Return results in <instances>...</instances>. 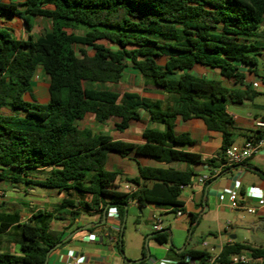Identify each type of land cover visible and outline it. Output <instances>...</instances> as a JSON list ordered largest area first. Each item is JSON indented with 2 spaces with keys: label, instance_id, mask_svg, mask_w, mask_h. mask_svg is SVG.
I'll return each mask as SVG.
<instances>
[{
  "label": "trees",
  "instance_id": "1",
  "mask_svg": "<svg viewBox=\"0 0 264 264\" xmlns=\"http://www.w3.org/2000/svg\"><path fill=\"white\" fill-rule=\"evenodd\" d=\"M17 16L29 30L35 17L48 19L51 30L16 39L3 18ZM262 51L264 0H0V181L64 193L54 213L73 219L82 211L102 215L107 210L108 215L111 208L124 217L131 201L139 207L181 209V186L191 184L192 166L199 158L174 148L191 141L175 133L177 119H201L210 131L222 133L224 154L233 145L235 130L228 106L252 99L248 91L226 88L193 74V69H218L224 78L242 82L238 65L256 66ZM39 69L50 81L46 104L32 95ZM128 71L142 77L144 92L162 93L166 100L101 88L116 87ZM27 94L31 101L25 100ZM140 111L165 127L145 130L142 145L115 141L79 125L91 114L100 124L117 119L115 129L123 132L140 119ZM111 153L181 162L187 169L139 166V176L128 180L139 190L128 195L115 186L119 172L105 169ZM38 168L50 170L37 178L33 172ZM54 217L38 212L29 223L17 225L24 243L18 254L0 253V264H45L61 239L49 229ZM196 221L193 216L191 224ZM155 237L161 244L169 238L166 231ZM122 243L119 234L120 248ZM244 250L264 256L262 245L235 244L224 247L221 262L228 264L231 255ZM188 255L202 264L210 258L207 252Z\"/></svg>",
  "mask_w": 264,
  "mask_h": 264
},
{
  "label": "crops",
  "instance_id": "2",
  "mask_svg": "<svg viewBox=\"0 0 264 264\" xmlns=\"http://www.w3.org/2000/svg\"><path fill=\"white\" fill-rule=\"evenodd\" d=\"M24 1L13 0L16 3ZM40 19L48 21V29L45 32L50 31L51 22L41 17L33 19L31 30L28 29L25 20L19 16L4 17L3 26L11 30L16 39L26 40L30 36L37 38L45 34V32H36ZM258 57L264 60V51ZM165 61L163 59L161 64L164 65ZM238 68L243 75L242 82L228 80L220 74L218 69L201 65H197L192 71L199 77L218 81L226 88L248 91L251 94V100L228 106V112L234 118L235 130L231 136L233 145H242L248 140L257 139L259 133L255 128V122L264 114V75L259 74L258 61L254 67L238 65ZM130 79L132 86L135 82V89L126 90L120 94L132 92L152 101L166 100L167 97L162 93L144 92L143 79L134 71L125 73L121 83L127 84L131 81ZM42 84L46 92H44V97L47 99L44 103L38 99L39 86ZM49 84V77L42 69H39L32 82V95L38 103H48ZM255 84L258 86L255 87ZM101 88L117 91V87L110 85H104ZM25 100L31 101L32 98L27 94ZM231 105H235V110L230 108ZM1 112L9 113L6 109ZM117 122V119H111L100 124L95 120L94 115L89 114L79 125L82 129L87 128L95 133L108 135L115 141L135 145L145 143L143 139L145 130H165L164 125L152 122L145 111H140V119L131 122L129 128L123 132L115 129ZM175 133L188 135L191 141L185 145H176L174 148L199 158V163L192 166L194 177L191 184L181 186L179 197L183 204L181 209L158 208L153 204L139 207L131 201L124 210V217L114 218L107 215L103 224L104 214L82 211L77 219H73L67 214H55V210L66 197L64 193L43 187L0 181V253L18 254L20 252L24 240L16 226L29 223L32 216L38 212L55 215L50 222L49 229L54 236L61 238L54 247L56 249L53 248L48 264H202L199 260L189 257L190 251L207 252L210 258L206 264H225L221 262V252L226 246L248 244L253 248H258L259 245L264 248V240L257 239L259 232L264 234V207L260 208L255 215H251L256 219L246 221L245 214L248 213L245 210L233 211L230 208L228 195L224 193L226 189L234 188L237 185L239 202L246 206H257V201L247 198L246 194L253 188L264 192V178L260 176V173L264 174V150L241 165L220 170V158L223 154L222 133L210 131L203 120L196 118L189 120L178 118L175 123ZM139 166L170 168L180 172L187 169L186 164L181 162L165 164L147 157L133 154L121 157L114 153L109 154L105 169L109 172H119L115 182V186L118 188L124 183H131L128 180L139 176ZM49 170L38 168L34 170L33 176L44 178ZM214 170H220L216 177L206 184L199 182L201 176L210 175ZM222 194H224V199L220 200ZM178 212L182 213L181 217L177 216ZM153 214H157L162 220V231H166L169 236L167 243L161 244L156 240V232L153 230L151 221ZM193 216L197 218V221L192 225L191 218ZM124 220L125 225L129 220L138 223L136 227L132 228L126 240H124L125 225L122 231ZM204 223V232H207L210 238L203 237L200 242L196 243L193 240V235L197 228ZM237 223L251 224L253 228L240 226ZM88 226L90 227L87 228ZM73 233H75L74 236L68 239ZM119 234L122 235L123 241L121 248ZM72 253H76L75 259L71 257ZM241 253L253 256V253L248 250ZM139 261L141 262L137 263Z\"/></svg>",
  "mask_w": 264,
  "mask_h": 264
},
{
  "label": "built area",
  "instance_id": "3",
  "mask_svg": "<svg viewBox=\"0 0 264 264\" xmlns=\"http://www.w3.org/2000/svg\"><path fill=\"white\" fill-rule=\"evenodd\" d=\"M257 86L258 84H255V87ZM255 128L259 132V136L257 139L248 140L242 145H231L224 151L223 157L221 159L220 170L223 168L241 165L254 155L264 150V114L258 120H256ZM220 170H214L210 175L205 174L201 176L199 178V182L202 184H206L207 182L212 180V178L216 177L219 174ZM117 189L121 193L133 195L139 190V187L133 183H124ZM224 193L228 195L230 208L233 211L245 210L248 214L255 215L260 208L264 207V192L260 189L253 188L251 192L246 194L247 198L252 200L255 199L257 201V206H246L239 202V189L237 185H235L234 188L226 189ZM223 199L224 194L220 196V200ZM108 215L114 218H118L119 216L115 208L109 209ZM177 216L181 217L182 213L178 212ZM151 221L153 230L155 232H161L163 230L162 220L160 216H158L157 214H153L151 217ZM71 257L75 259L76 253H72ZM228 264H264V256L255 257L252 255H247L245 253L236 254L229 259Z\"/></svg>",
  "mask_w": 264,
  "mask_h": 264
},
{
  "label": "rangeland",
  "instance_id": "4",
  "mask_svg": "<svg viewBox=\"0 0 264 264\" xmlns=\"http://www.w3.org/2000/svg\"><path fill=\"white\" fill-rule=\"evenodd\" d=\"M48 24L49 23H48L47 20H41L40 19L39 22H38V26L36 28V32H38V33H40V32L44 33L45 30L48 29ZM77 28L80 29V27H78V26H77ZM102 43L107 44L105 41H102ZM88 52H89V55H91V56L94 54V51L91 48L88 49ZM257 61L259 63V74L260 75H264V60L261 57H257ZM133 85L134 86H132V80H131L127 84H125V82H122L121 84L117 85L116 87H117V91L119 93H122V92H124L126 90H134L135 89V85H136L135 82H133ZM39 89H40V91L38 93L39 94L38 95V99L40 100L41 103H44V102L47 101V99H46V97H44V94L46 92H45V89H44L43 84L39 86ZM230 108H232L233 110H235V105H233V106L231 105ZM245 217L247 219L246 221H251V220L253 221L254 219H256V217H253V216L248 215V214H245ZM142 223L145 225V223H144L143 220H142ZM137 225H138V223H134L131 220H129L126 223V225H125L126 226V229H125V239L124 240H126V238L129 237V235H130V233L132 231V228L136 227ZM204 230H205V223L202 224L201 226H199L197 228L196 232L193 235V240L196 243L197 242H200L203 237L210 238V236L207 234V232H204ZM202 233H203V235H202ZM257 239L258 240L259 239L264 240V234L259 232L257 234Z\"/></svg>",
  "mask_w": 264,
  "mask_h": 264
},
{
  "label": "water",
  "instance_id": "5",
  "mask_svg": "<svg viewBox=\"0 0 264 264\" xmlns=\"http://www.w3.org/2000/svg\"><path fill=\"white\" fill-rule=\"evenodd\" d=\"M106 218H107V210H105L104 211V216H103V221H102V223L104 224L105 223V221H106ZM124 225H125V220H124V223L122 224V231H123V228H124ZM237 225H240V226H247V227H251V228H253V226L251 225V224H239V223H237ZM90 226H88L87 228H89ZM76 233V232H75ZM75 233H73V234H71L69 237H68V239H70V238H72V236H74V234ZM122 234V233H121ZM122 236V235H121ZM56 248H54V250H55ZM53 252V249H51L48 253H47V257H46V261H45V264H48V262H49V256H50V254ZM141 261H139V262H137V263H140Z\"/></svg>",
  "mask_w": 264,
  "mask_h": 264
}]
</instances>
